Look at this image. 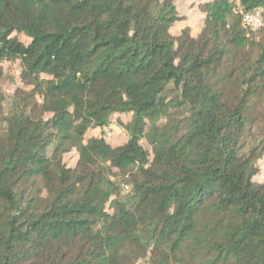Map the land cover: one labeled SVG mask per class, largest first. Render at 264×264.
<instances>
[{
	"label": "trees",
	"instance_id": "trees-1",
	"mask_svg": "<svg viewBox=\"0 0 264 264\" xmlns=\"http://www.w3.org/2000/svg\"><path fill=\"white\" fill-rule=\"evenodd\" d=\"M184 1L0 0V264H264V0Z\"/></svg>",
	"mask_w": 264,
	"mask_h": 264
},
{
	"label": "rangeland",
	"instance_id": "rangeland-1",
	"mask_svg": "<svg viewBox=\"0 0 264 264\" xmlns=\"http://www.w3.org/2000/svg\"><path fill=\"white\" fill-rule=\"evenodd\" d=\"M194 2V0H185L179 5V10L182 14L185 15V19L180 23L176 24L173 28L174 32H177L183 26H189L192 34L196 35L201 28V15L195 7H189V4ZM17 66H13V64H3V68L5 70L4 75L0 78V90H2L6 94H10L13 88L18 84L17 76ZM127 118L124 115H113L110 125L104 130V137L107 141H109L112 145H119L124 142L126 137V132L122 127L117 125V121L125 122ZM100 129H96L92 132H89L91 135H102ZM88 134V135H89ZM71 163L74 160V155L70 154L66 156ZM255 180L264 184V160L261 162L259 171L255 176ZM141 264V263H138Z\"/></svg>",
	"mask_w": 264,
	"mask_h": 264
},
{
	"label": "built area",
	"instance_id": "built-area-1",
	"mask_svg": "<svg viewBox=\"0 0 264 264\" xmlns=\"http://www.w3.org/2000/svg\"><path fill=\"white\" fill-rule=\"evenodd\" d=\"M243 21L252 29L258 28L262 24L260 11L248 12L243 14Z\"/></svg>",
	"mask_w": 264,
	"mask_h": 264
}]
</instances>
